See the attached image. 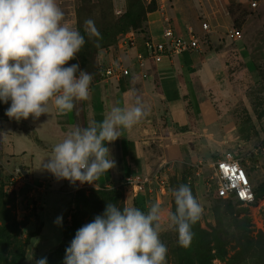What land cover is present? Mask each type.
I'll return each instance as SVG.
<instances>
[{
	"label": "rangeland",
	"instance_id": "1",
	"mask_svg": "<svg viewBox=\"0 0 264 264\" xmlns=\"http://www.w3.org/2000/svg\"><path fill=\"white\" fill-rule=\"evenodd\" d=\"M56 2L65 13V21L85 35L86 44L77 59L69 61L65 66L79 63L82 70L92 74L89 97L97 94V91L104 86V84H98L107 79L102 75L103 67L113 61L121 60L125 66L132 69L131 75L125 78L134 75V77L143 78L135 69V56L128 59L123 51L125 53L124 48L131 45L127 39L130 32H133L135 37L142 35L143 30L147 32L150 13L145 12L149 9L155 7V11L159 10L163 18L165 17V22L172 28L178 27L177 25L183 22L185 27H192L201 33L200 27L203 20L213 25L216 32L206 37L207 43L203 50L207 48V52L212 53L208 54V60L216 59L218 69L215 79L206 91L195 84V92H191L190 89L188 93L190 102L193 104L192 108L190 107V116L194 119L202 106V113L205 115L203 128L206 132L215 134L218 142L215 145L211 144L214 147L212 151L199 146L190 150L188 145L195 140L199 141L198 136L190 135L183 139L174 137L175 140L168 138L164 141V153L151 152L150 164L155 165V168L152 167L149 173L141 175L142 178L152 179L153 174L159 171V178L151 180V191L148 188L149 185H146L145 205L148 211L152 203L160 204L165 216L168 212H174L175 203L171 190L185 184V179L187 184L191 181L195 197L203 206L202 216L195 225L200 222L203 227L208 228L217 223L220 227L229 228L230 232L239 231L242 235H246L240 242L233 240L227 246V258L235 257L241 264H256V251L260 245L264 246V195L251 205L236 201H230V204L227 201H219L213 191L214 181L211 177L214 176V172L211 163L216 161L219 155L230 156L239 162L242 161L255 189L264 184V146L262 144L264 141V3L257 10L252 11L241 0H56ZM215 7L221 9L223 14H228L227 23L217 22L211 15ZM118 9L121 12L118 13ZM204 9L209 10L210 13L205 14ZM130 10L132 18L127 16ZM154 16L158 30H162L164 24L160 14ZM181 18L183 21L180 22ZM87 19L94 21L100 33L99 39L96 37L89 39L84 32V21ZM134 21L138 22L137 29L131 26ZM233 26L241 28L242 36L231 42L225 33ZM136 42L135 40L134 44ZM145 65L146 63L144 67ZM10 103L11 101L7 104L0 101V149L4 156H13L15 160L7 159L1 162L8 170L21 168L27 174L25 166H21L20 163L24 158L23 153L28 152V144L18 137V133H15L19 128L14 127V122L20 121L10 119L5 114ZM76 117L79 119V114ZM28 120L33 123L35 119L30 116ZM208 121L211 123L204 125ZM190 125L193 126L191 123ZM57 127L50 125L43 128L40 124L37 130H43L44 136L52 140ZM177 130L179 129L175 131ZM26 137L34 141L31 133H26ZM201 140L203 145L207 146L206 140ZM30 156L31 154L28 153V158ZM158 161L159 164H156ZM162 162L163 165L159 168L158 165ZM125 173L121 169L118 180L109 185L94 182L79 183L76 187V185H70L68 180L66 184L54 180L49 188L47 181H41L46 185V190L43 193H37L39 203L34 202V205L38 203L34 212L26 207L27 201L31 200L26 188H20L21 183L19 186L7 184V178L0 173L2 191L15 200L13 213L21 223L20 236L25 238L35 231L38 225L43 224L40 234L31 239L22 264H35L36 259L47 257L63 240L64 227L71 224L72 217L78 210L81 214L83 212L85 216L92 218L103 214L106 205L99 199L94 202L96 197L102 199L103 192L117 191L118 199L114 204L118 207L122 208L125 204L136 207L137 196L131 187L124 185ZM77 193L87 196L89 201L87 206L84 207L85 203ZM57 218H62L60 224L55 223ZM163 228L165 230L161 232L160 239L168 248L167 264H176L175 250H178L177 246H179L177 234L167 230L166 223ZM188 248L194 259L192 241ZM32 256L33 259L30 261ZM61 262L64 263V258ZM214 263L220 264L217 260H214Z\"/></svg>",
	"mask_w": 264,
	"mask_h": 264
},
{
	"label": "clouds",
	"instance_id": "2",
	"mask_svg": "<svg viewBox=\"0 0 264 264\" xmlns=\"http://www.w3.org/2000/svg\"><path fill=\"white\" fill-rule=\"evenodd\" d=\"M84 32L89 39L100 38L92 19L84 21ZM85 44V35L65 21L56 0H0V101H11L5 114L17 121L38 119L53 106L66 114L76 101L87 100L92 74L79 63L65 66ZM147 115L142 98L134 94L130 105L113 106L102 121L73 127L40 169L72 184L94 183L115 167L105 144L121 137L119 129H130ZM171 195L176 207L166 216L158 203L146 213L108 203L103 214L76 231L64 264H167L168 248L160 239L163 225L177 234L179 246L188 247L192 226L203 213L190 185L181 184ZM35 264H47V258Z\"/></svg>",
	"mask_w": 264,
	"mask_h": 264
},
{
	"label": "crops",
	"instance_id": "3",
	"mask_svg": "<svg viewBox=\"0 0 264 264\" xmlns=\"http://www.w3.org/2000/svg\"><path fill=\"white\" fill-rule=\"evenodd\" d=\"M211 12L217 22L227 23V13L223 14L218 7H215V10L213 8ZM204 13L208 14L210 11L204 9ZM155 14L161 16L162 24H164L162 30H158ZM164 19L165 17L163 18L159 10L148 15L147 32L150 39L154 41L162 39L163 29L170 26ZM181 21H183V18L180 19ZM177 26L173 29L179 34H185L186 27L183 22ZM156 37H158L157 40H155ZM124 49H126V52L123 51V54L127 55L128 59L135 56L136 52L139 51L135 44ZM201 51L184 52L172 58H164L157 64L148 62L144 69H137V71L146 74L145 78L134 77V75L119 80L105 79L100 81L98 84H104V86L97 91V94L90 96L87 100L76 101L74 109L66 114H60L53 106L49 114L41 115L33 123L28 119L14 122V127L19 128L15 133H18V137L24 139L25 143L28 144V152L23 153L24 158L21 159V166H25V170L35 182L47 181L49 188H51L52 182L57 179L51 173L40 169V167L43 160L51 155L53 146L62 141L67 132L73 127H87L93 120L102 121L113 106L130 105L133 102L134 94L142 98L148 109V115L130 129H119L121 137L110 144H105L110 149L115 167L103 174L95 181L96 183L103 185L114 183L115 180H118L121 169L123 172L131 174L149 173L152 167L155 168V165L150 164L151 152L164 153V141L168 138L175 140L174 137L183 139V137L190 135L191 137L198 136L199 141L195 140L191 145H188L190 150L195 149L197 146L204 147L203 149L209 151L214 150L211 144H217V136L204 130L203 123L205 122H203V118L205 115L202 113V106L199 108L195 120L189 114L190 107L192 108L193 104L190 102L188 91L192 90L191 92L194 93L195 84L201 90L206 91L208 87L212 86L218 69L215 58L207 59L208 54L212 53L207 52V48L205 50L202 48ZM77 114H79V119L76 117ZM207 123L210 124L211 121L206 122L204 125L207 126ZM40 124L43 128L50 125L58 126L56 132H54V139L51 140L44 136L43 130H37ZM176 129L179 130L175 131ZM26 133H31L34 141L28 139ZM167 134L171 136H165ZM201 139L206 140L207 146L203 145ZM184 147L188 149L186 146ZM0 153L2 154L0 156L1 160H15L13 156H4L1 149ZM28 153L31 154L29 158ZM157 163L159 164V161ZM162 165L163 162L158 165L159 168ZM59 181L66 184L67 180ZM68 183L77 187L80 182Z\"/></svg>",
	"mask_w": 264,
	"mask_h": 264
},
{
	"label": "built area",
	"instance_id": "4",
	"mask_svg": "<svg viewBox=\"0 0 264 264\" xmlns=\"http://www.w3.org/2000/svg\"><path fill=\"white\" fill-rule=\"evenodd\" d=\"M242 3L248 5L252 11L257 10L264 0H241ZM117 12H121L119 9ZM168 21V20H167ZM201 33L197 32L192 27L187 26L185 34L177 33L172 27L167 26L162 31V39L154 41L148 39L145 41V54L137 51L135 54V68L144 67L145 63H160L164 58H172L173 56L183 54L184 52L201 51L204 45L207 43V36L216 32L213 25L207 20L201 22ZM226 37L229 40L236 41L241 38V28L231 27L226 31ZM131 45H134L136 40L133 32L127 35ZM140 69V70H141ZM132 69L129 66H125L121 60L113 61L103 67L102 75L105 78H116L117 80L125 78L131 75ZM143 78L146 77L144 72H139ZM264 146V141H263ZM214 176L211 180L214 181L213 191L217 193L222 199H232L244 205H251L256 201V196L253 190L252 182L247 170L240 164L237 159L230 156L218 158L211 163ZM0 173L7 178V184L19 186L20 188H26L29 192L30 201H27L26 207L29 211L33 212V209L38 207V203L34 205V202H38L37 193H43L46 190V185L42 182H35L29 174H25L21 168H17L13 171L5 168L0 159ZM159 171L153 174L152 179L158 180ZM197 176L199 173H196ZM148 178H142L141 174H130L125 177L124 185L131 187L135 196H138L141 192L146 191V185L151 191V180ZM33 201V203L31 202Z\"/></svg>",
	"mask_w": 264,
	"mask_h": 264
},
{
	"label": "trees",
	"instance_id": "5",
	"mask_svg": "<svg viewBox=\"0 0 264 264\" xmlns=\"http://www.w3.org/2000/svg\"><path fill=\"white\" fill-rule=\"evenodd\" d=\"M247 5V4H246ZM156 9L151 8L145 13H152ZM131 17V10L127 15ZM138 22L134 21L131 23V26L135 29L138 28ZM239 28V27H237ZM142 35L136 36V47L139 52L145 54V41L149 39L148 32L145 30L142 31ZM228 39V38H227ZM229 40V39H228ZM234 42L232 40H229ZM223 155H219L218 158H223ZM240 164L246 169L242 161ZM125 175H130L129 172H126ZM190 185L193 195L195 196L193 183ZM252 182V180H251ZM185 184L186 179H185ZM103 185V184H102ZM253 186V185H252ZM0 264H22L25 260L27 247L30 245L32 238L38 236L42 231L43 224L41 223L36 227V230L29 233L25 238L20 236L21 223L17 220L16 215L13 213L15 200L11 199L8 194L2 191V186H0ZM256 199L263 197L264 195V184L258 186L256 189L253 187ZM99 194V193H98ZM77 195L84 202V207L88 205V199L86 195L77 193ZM216 199L219 201H227L229 204L232 199L224 200L217 193L214 192ZM101 200L105 205L108 203H115L118 199L117 191H108L102 193V199L96 197L94 202ZM237 202V201H236ZM146 199L144 198V192H141L135 201L136 207L141 211L146 213L145 205ZM239 203V202H238ZM175 205L173 210L175 211ZM36 210L33 209V212ZM72 217V222L69 226L64 227V238L57 245V247L47 255V264H64L61 262V259L65 257V250L70 246L72 239L74 238L76 231L82 227L84 224L92 222L94 218L91 216H85L80 210L75 212ZM194 226V227H193ZM192 226V242L194 245L193 255L194 259L191 256L190 249L188 247L177 246L178 250H175L176 254V264H217L214 263V260L219 261L221 264H241L238 263L235 257L227 258L228 249L227 246L233 241L237 240L240 242L244 239L239 231H229V228H223L217 225H210L208 228L203 227L199 222L197 225ZM239 230V229H238ZM246 232V231H244ZM211 244H213L211 246ZM192 245V244H191ZM187 250H186V249ZM186 250V251H185ZM257 261L256 264H264V246L260 245L256 251Z\"/></svg>",
	"mask_w": 264,
	"mask_h": 264
}]
</instances>
